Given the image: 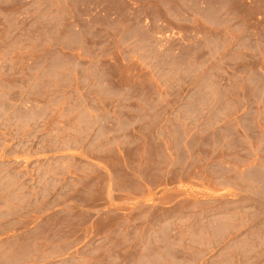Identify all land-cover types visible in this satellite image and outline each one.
Returning a JSON list of instances; mask_svg holds the SVG:
<instances>
[{"label": "rangeland", "instance_id": "obj_1", "mask_svg": "<svg viewBox=\"0 0 264 264\" xmlns=\"http://www.w3.org/2000/svg\"><path fill=\"white\" fill-rule=\"evenodd\" d=\"M0 264H264V0H0Z\"/></svg>", "mask_w": 264, "mask_h": 264}]
</instances>
